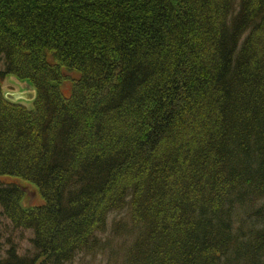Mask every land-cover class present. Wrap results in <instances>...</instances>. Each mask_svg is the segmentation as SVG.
<instances>
[{
  "label": "trees",
  "instance_id": "16d2710c",
  "mask_svg": "<svg viewBox=\"0 0 264 264\" xmlns=\"http://www.w3.org/2000/svg\"><path fill=\"white\" fill-rule=\"evenodd\" d=\"M0 65V264H74L109 223L115 264H264V0H0Z\"/></svg>",
  "mask_w": 264,
  "mask_h": 264
},
{
  "label": "rangeland",
  "instance_id": "374dc122",
  "mask_svg": "<svg viewBox=\"0 0 264 264\" xmlns=\"http://www.w3.org/2000/svg\"><path fill=\"white\" fill-rule=\"evenodd\" d=\"M0 69H2L1 65H0ZM1 82H2L1 84L4 94L19 90H31V91L34 90V87L31 86L29 80L19 79L14 75L6 76ZM72 87H73V82L71 80L62 79L60 81V88L63 90V93L66 96H70ZM23 102L27 104L29 108L33 107V100H23ZM1 179L6 181H17L24 187L25 194L21 201L23 207L31 209L45 202V199L42 196L36 184L24 178L16 177V176L4 175L1 176ZM114 215L117 218H119L121 216V213H114L113 216ZM112 229H113V224L109 223V228L107 229V231L102 233V236L104 239L107 240V243L99 248L100 251L94 253L92 252L88 253L85 251L81 252L80 254H77L74 264H115L116 259L120 257L118 251L114 253L115 257L112 260H110L111 254H109V252H112V248L119 249L123 242L130 239V236L126 232V229L124 230L125 233H123L120 236H117L115 232L113 233ZM30 233H31L30 230L29 231L23 230L16 233V237L25 248L30 246L29 243ZM102 248H106V250H101Z\"/></svg>",
  "mask_w": 264,
  "mask_h": 264
},
{
  "label": "water",
  "instance_id": "95a60500",
  "mask_svg": "<svg viewBox=\"0 0 264 264\" xmlns=\"http://www.w3.org/2000/svg\"><path fill=\"white\" fill-rule=\"evenodd\" d=\"M31 84V83H30ZM34 90H19L14 92H9L5 94V97L14 102L23 103V100H35L37 96V90L35 85L31 84Z\"/></svg>",
  "mask_w": 264,
  "mask_h": 264
}]
</instances>
